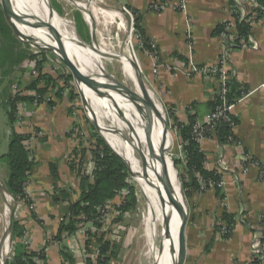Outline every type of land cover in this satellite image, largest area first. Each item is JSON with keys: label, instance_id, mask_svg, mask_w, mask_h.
Listing matches in <instances>:
<instances>
[{"label": "crops", "instance_id": "1", "mask_svg": "<svg viewBox=\"0 0 264 264\" xmlns=\"http://www.w3.org/2000/svg\"><path fill=\"white\" fill-rule=\"evenodd\" d=\"M112 1L127 9L134 19L137 16L144 33L136 31L137 35L147 44L155 45L158 63L148 47L141 48L138 62L146 84L157 94L161 92L159 101L176 128L179 124H189L190 114L200 124H206L210 118L221 82L218 73L213 76L205 72L219 67L228 74L229 82L238 86L239 92L244 91L232 100L231 114L237 119L233 128L236 143L222 144L215 135L200 143L207 158L206 170L219 174L223 187L219 194L216 188L202 193L192 187L184 190L188 206L185 264H251L255 260L264 264L255 249L257 244L264 246V184L259 177L260 169H245L241 157L246 153L264 167V14H259L251 25L248 43L242 40V48L229 49L226 37L215 35V31L233 21L235 29L226 30L229 41L239 39L234 15L238 11L240 20L248 22L242 19L243 7L238 0ZM169 2L171 6H166ZM256 2L264 8V0ZM155 3H164L165 7L155 12L150 9ZM181 3L186 6L184 12L175 7ZM58 93L57 98L63 99L59 103L55 98L47 99L46 95L43 103L26 104L34 115L22 128L16 125L20 134L37 138L33 143L34 165L27 186L31 204L14 199L17 208L11 226L16 221L24 229V237L17 242L23 244L27 237L26 246L31 252L46 249L43 264H69L61 256L62 246L68 248L74 264H88L85 250L78 242H72L71 247L67 241L63 240L62 245L55 241L61 224L72 216L71 205L80 193L81 180L71 169L67 154L71 148L69 129L73 122L83 123L79 116L74 121L69 101L63 97L66 94L61 97ZM244 94L247 97L242 99ZM6 134L9 146L11 127ZM171 139L174 142L173 136ZM178 140V145L183 144L180 137ZM179 162L183 172L180 173L188 179L187 165ZM51 164H57L56 177L50 170ZM58 190H68L70 199H61ZM225 214L233 216L236 222L228 238L216 230L217 222Z\"/></svg>", "mask_w": 264, "mask_h": 264}, {"label": "bare ground", "instance_id": "2", "mask_svg": "<svg viewBox=\"0 0 264 264\" xmlns=\"http://www.w3.org/2000/svg\"><path fill=\"white\" fill-rule=\"evenodd\" d=\"M11 1L14 9L21 13L27 21L43 26L40 29H35L20 25L11 11L10 15L14 25L26 39H35L41 42L40 45L43 47L48 46L54 50H61L62 47L56 43L50 31L45 28V24H47L62 36L63 46H65L69 57L91 80L101 84H116L115 80L108 76L102 63L117 60L122 64L124 76L133 84L134 88L131 91L135 97L143 96V90L139 82L140 69L136 70L132 66L131 60L133 59L129 54L120 55L109 51L105 47L101 49L100 46H96V50L89 48L77 35L74 23L61 18L55 11L51 12L47 0ZM79 6L89 25H93L99 16L104 15L114 19L118 15L117 13L107 15L101 9L81 3ZM79 87L90 104V112L94 113L96 122L102 128L100 134L113 151L123 158L133 172V179L137 180L141 193L148 203V214L142 222L145 256L152 264H177L181 247L179 228L183 214L180 207L182 196L178 177L169 157L166 161L167 173L171 179L179 212L166 202L164 194L161 165L162 152L166 148L172 147L173 141L170 133L167 132V117L162 107L154 101L151 93L149 94L156 105V110L151 109L152 111L149 113L144 106L139 103L135 104L124 93L116 92L104 95L90 90L83 83ZM89 96L92 99L93 107ZM144 119L149 121L150 125ZM106 129L115 130L116 133L108 130L106 132ZM126 136L131 140V144ZM6 211L8 215L9 209L7 208ZM5 247L7 251L8 245ZM2 258L0 256V264H4Z\"/></svg>", "mask_w": 264, "mask_h": 264}, {"label": "trees", "instance_id": "3", "mask_svg": "<svg viewBox=\"0 0 264 264\" xmlns=\"http://www.w3.org/2000/svg\"><path fill=\"white\" fill-rule=\"evenodd\" d=\"M256 2V0H254ZM258 1V0H257ZM261 1V0H260ZM257 3V2H256ZM263 7V6H261ZM134 14V13H133ZM135 15V14H134ZM236 17V28L239 34V39L230 42L228 34L227 25L225 23L219 26L215 35L226 37V44L229 49H239L242 48L243 42L248 43L250 34H251V24L242 22L240 20V15L237 13L234 15ZM135 30L141 35L144 34L140 26V22L135 15ZM243 40V42H241ZM0 67L4 69L5 64L8 65V68L3 72V76L11 75L14 68L24 63L27 59V55L24 52L19 51L18 49L23 45L29 46L25 41H23L14 31L10 22L6 19L2 5L0 3ZM150 49V47H149ZM27 61V60H26ZM41 62L38 63V70L40 71V76L26 88L24 92H27V95L17 94L14 97H10L6 91L1 92V103L3 109L6 112L9 120V125L11 127V135L9 140L8 151L5 155L2 156L1 161L7 166L9 174L7 181L5 183L6 191L15 199H23L27 203L31 204L29 195L27 193V186L29 184V177L34 165L33 153L29 152L24 143L31 138L29 135L20 134L16 130V111L17 104L22 102L25 104L33 103H43L44 97L48 93L49 87L53 84V79L42 73ZM70 77L66 78L65 81H70ZM68 81V82H69ZM41 84H44V87H41ZM56 84V83H55ZM68 85V84H67ZM56 87V86H55ZM69 88V86H67ZM59 89V96H63L64 88L56 87ZM244 91L239 92V88L235 83H227V94L225 99L229 105H233V99L240 96ZM71 93V92H70ZM70 100L74 101V94H70ZM224 104V100L221 97H218L213 104L212 111H214L218 106ZM51 106L54 107L53 103ZM72 111V109H71ZM170 119L172 117L169 115ZM230 120L228 122H218L216 126L215 136L219 139L222 144H226L229 138H233L236 143V138L233 133V128L237 124V119L229 113ZM196 121V116L190 114L189 124H179L177 126V131L179 137L183 142L184 149L187 152V172L186 175L188 179L181 174L182 176V187L183 190L188 187H192L195 190H200L201 185L198 179V176L202 178L205 184L209 187L211 184H217L222 181V178L219 174L215 172H208L205 168L207 161L206 155L201 150L200 144L196 141V138L193 134V128ZM205 138L213 136L212 133L205 131ZM92 141V140H91ZM95 150L92 152L93 157L96 162V170L94 171V180L91 181L90 177L85 175L84 172L80 169L77 171V175L81 180L80 193L78 199L72 203V216L69 219L65 220L55 237V241L58 243L63 242L62 234L63 232H70L71 234L76 233L78 230L77 224L81 223L80 217H85L87 222H93L96 228H101L103 224L97 222V217L99 214V209L105 206L109 202H115L118 197V194L122 190H129L130 194L125 197L124 203L117 205L115 207V213L117 218L121 215H124L134 205L136 204V197H134V190L127 182L129 178L128 168L125 163L110 149V147L100 138H97L96 142H93ZM86 150L81 152V162L83 163L86 159ZM179 163V161H178ZM74 170L73 166H70ZM50 170L52 174L56 177L58 174L57 164H51ZM218 194L221 189L216 187ZM67 190H58L57 194L61 196V199L68 200L70 199V194ZM58 201L59 199L56 198ZM119 215V216H118ZM79 217V220H78ZM223 220L226 221L229 228L234 229L236 224L233 216L228 214L223 215ZM216 230L219 232L220 227L216 226ZM12 234L13 239L18 240L19 238L24 237V229L19 226L16 221L12 223ZM87 239V248L92 246V240L95 239L98 243L100 250V258L97 264H110L112 260L111 252V243L106 239V234H103L101 237L97 233L88 232ZM231 235V234H230ZM230 235L225 236V238L230 237ZM46 249L36 253L31 252L28 247L23 243H18L14 249V255L12 260L7 264H43L46 261ZM61 256L64 262L69 264H74V258L69 253V250L66 246L61 248ZM88 264H95L94 261L86 259ZM251 264H260L258 260H255Z\"/></svg>", "mask_w": 264, "mask_h": 264}, {"label": "rangeland", "instance_id": "4", "mask_svg": "<svg viewBox=\"0 0 264 264\" xmlns=\"http://www.w3.org/2000/svg\"><path fill=\"white\" fill-rule=\"evenodd\" d=\"M47 3L51 5L53 11H55L61 18L74 23L77 35L86 46L94 49L95 44L96 46H100L101 49L102 47H105L109 51L118 53L120 55L129 54V56L135 61L136 65H139L138 68L141 71L139 62L141 61L140 51L142 49L140 46V40L136 36L137 33H135V31L132 32L133 18L130 17V15L127 14L123 10V8L116 6L112 0H47ZM80 3L83 5H89L101 9L107 15H109V13H117L118 15L114 17V19L108 18V16L106 17L104 15L99 16V18L97 19L98 21L96 20L93 25H89L84 17L81 7L79 6ZM6 12L11 18V10L8 7L6 8ZM43 40L45 41V39ZM18 50L24 52L27 55V61L25 60L24 63H21L20 65L15 67L12 74L6 76V78L3 76V72L7 70L8 65L5 64L4 69H1L0 67V157L3 154L7 153L8 140L6 138V132L7 128L9 129L10 127L7 115L1 103V92L6 91V93H8L10 97H14L17 94L23 96L26 93L24 92L26 88H28V86H30V84H32V82H34V80H36L40 76L39 70L37 71V74L33 75V73L29 72V70H27L26 68L29 66L28 62L33 63L35 60H37L38 62L42 61V73L44 75L50 76L53 79V84L48 89V93L46 96L47 99L54 100L53 98H55L57 100V103L62 101L63 99L57 98L56 92L59 91V89L56 87H58L62 81H65L67 77L71 78L70 81L68 80L69 82L67 81V84L69 85V88H71L70 92L74 94L75 100H70L71 93H69V95L64 94L65 96L63 97L64 100L69 101L70 110L73 108L76 109L74 111L72 110L71 112L74 121L78 116L83 120L82 124L73 122L72 126L74 124L79 125V129L85 131L86 136L83 140L84 146L89 148L91 145H93V142H96L97 138L102 139L106 143L99 130H97L89 121L82 104L79 89L70 71L66 68L63 62L54 55L46 52H40L39 50H36L31 46L23 45ZM102 62L103 60L101 61V63ZM102 64L104 65L108 76H111L110 78L115 80L117 84L120 83L130 90L134 88L132 82L124 76L122 64L119 61H105V63L103 62ZM140 75L143 79L146 89L149 93H151L154 101L162 107L158 98V94L160 95L161 92H158L157 94V92L154 91L150 85L146 84L144 74L141 72ZM24 78H28L29 81H24ZM41 87H44V84H41ZM89 99L91 100L92 104V99L90 96ZM137 102L141 106H144L147 112L150 113L152 111L143 96H138ZM162 109L169 119V132L174 139L172 150L168 153V157L171 159L175 170L178 172L179 186L183 190L182 176L180 173L182 172V169L180 167V162L178 163V161H180L181 159L177 156L179 144L178 132L176 131L175 124L170 119L167 111L163 107ZM144 120L149 124V121H147L146 119ZM5 126H7V128ZM126 138L131 144V140L127 136ZM168 142L169 136L167 138L166 145L168 144ZM8 173L9 171L7 166L3 162L0 163V256L3 257L2 259L4 260V264H7L10 260H12L14 249L17 244V240L12 239L11 226V218L16 212L17 203L15 202L13 197L11 198V195L6 191L5 188V183L7 181L6 177L8 176ZM127 182H129L130 186L134 190L136 204L134 203L130 211H128L124 215H121L119 218H117L114 211V214L112 213L110 217V225H108L106 228L105 226L96 228L92 221L89 223L83 220V222H81L82 225H79V230L83 232V234H80L79 236V246L83 248L82 250L87 251V253H89L90 248L94 246V251L95 253L97 252L96 249L98 243L95 239L92 240L93 246L87 248L86 244L88 239L87 233H93L92 228L94 227L98 230L97 235H99V237H101L103 234H106V239L111 243V252L113 256L110 264H152V262L145 256V243L142 239V222L148 214V203L141 193L137 180H134L129 175ZM127 191L128 194H130V191ZM4 192L8 195V197H6L7 195L5 196V194L3 197ZM7 208L9 209L8 215L6 211ZM6 245H8L9 247L7 251L5 247Z\"/></svg>", "mask_w": 264, "mask_h": 264}, {"label": "built area", "instance_id": "5", "mask_svg": "<svg viewBox=\"0 0 264 264\" xmlns=\"http://www.w3.org/2000/svg\"><path fill=\"white\" fill-rule=\"evenodd\" d=\"M239 6L243 7V13L244 16L242 19L247 20L248 23H250L251 25L255 24V20L257 18V16L259 14H264V8L260 7L257 5V3L254 0H238L237 1ZM166 6H171L170 2L166 3ZM165 7L164 3H155L153 5H151L150 9L155 11V12H160L163 8ZM175 7L177 8V10H180V12H184L186 10V6L185 4L181 3V4H177L175 5ZM245 10V11H244ZM124 11L130 15V17H132V32L135 31V19L132 16V14L127 10L124 9ZM235 29V23L233 21L228 22L227 25V30L229 32H232ZM137 38L140 40V46L142 49H145L146 47H150V53L155 57V62L158 63V57H157V50L156 47L153 43H149L147 44L144 40H142V38L139 35H136ZM38 61L35 60L33 63L28 62L29 66L26 67L27 70H29V72H32L33 75L37 74L38 71ZM202 72V70H201ZM205 72V71H203ZM205 73H210V75H216L217 73L220 76V82H221V89H220V93H219V97H221L224 100V104L221 106H218L214 111H212L210 118L207 120L206 124H200V123H196L194 128H193V134L196 138V141L200 144L201 141L204 140L205 138V131L208 130V132L212 133L213 135L216 132V126L218 122H228L230 120L229 118V113H231V110L233 108V105H229V103L227 102V100L225 99V95L227 94V83L229 82V76L227 73H225V71L223 69H220L219 67L214 68L208 72ZM60 83V82H59ZM67 86V82L66 81H62L59 84V87L64 88V94H68L70 93L71 88H68ZM69 89V90H68ZM247 95L244 94L242 99L246 98ZM73 111L76 110L75 108L72 109ZM34 113L33 112H29L27 109V105L25 103H18L17 104V111H16V119H17V125L19 128H22L24 125H26L27 120L30 117H33ZM177 131V128H176ZM69 136H70V140H71V148L68 151L67 154V160L70 164V166H73L74 171L77 172L78 170H82L84 172L85 175L89 176L91 181L94 180V171L96 170V162L95 159L93 157L92 152L95 150L94 146L91 145L89 148L85 147L83 144V140L85 139L86 133L85 131L79 129V125L74 124L68 131ZM35 134H37L38 136L41 135V133L39 132H35ZM34 134V136H35ZM37 138V136H35ZM35 137H31L29 140H27L24 145L26 147V149L33 153V143L35 140ZM92 144V143H91ZM227 145H233L235 144L233 138H229V140L226 143ZM83 150H86L87 154H86V159L85 161L82 163L81 162V152ZM177 156L181 159L182 163H184V165H187V152L184 149L183 144L178 145V152H177ZM242 159L244 160V168H249V167H256L258 169H260V180L261 182L264 184V167H262L255 159H253L251 156H249L246 153H243L241 155ZM88 171V172H87ZM199 179V183L201 185V188L199 190L200 193L202 192H206L211 188H222L223 187V181L217 183V184H211L209 187L205 184V182L202 180L201 177L198 176ZM128 195V191L127 190H122L119 192L118 197L116 199V203L117 205H121L122 203H124L125 197ZM29 199L31 200V198L29 197ZM115 202H109L107 203L105 206H103L102 208L99 209V214H98V219L97 222L100 224H103V226H105V228L110 225V217L111 214L115 211V207L117 206ZM114 214V213H113ZM79 220V217H78ZM81 222L87 221V219L85 217H80ZM80 225H82V223H80ZM218 227H220L219 233L221 235H223L224 237L227 235H230L233 231V229L229 228L228 224L226 223V221L223 220V218H221L218 222L217 225ZM77 228L78 230L76 231V233L71 234L70 232H63L62 237L64 241H67V243L73 247L72 242H78L79 243V236L80 234H83V232L81 230H79V223L77 224ZM93 229V233H97L98 230L96 228H92ZM25 245L29 244V241L27 240V237L25 238ZM93 246V245H92ZM94 247V246H93ZM91 247L89 253H87V251H85L86 253V259H90L92 261L95 262V264H97L99 258H100V250L99 247L97 246V252L95 253L94 248ZM256 253L260 256L261 259H264V253H263V249L264 246L262 244H257L256 247ZM94 253V255H93Z\"/></svg>", "mask_w": 264, "mask_h": 264}, {"label": "water", "instance_id": "6", "mask_svg": "<svg viewBox=\"0 0 264 264\" xmlns=\"http://www.w3.org/2000/svg\"><path fill=\"white\" fill-rule=\"evenodd\" d=\"M0 3L2 5V9L4 11V14L6 16V19L10 22L11 26L13 27L15 33L23 40L25 41L29 46H31L32 48H35L36 50H39L40 52H46V53H50L52 55H54L55 57L59 58L63 64L66 66V68L70 71L78 89H79V94L81 96V100H82V104L83 107L86 111L87 117L89 119V121L94 125V127L99 130V132L101 133L102 128L100 127V125L96 122L95 118H94V113L90 112V104L87 100V98L84 96L81 88L79 87L80 84H85L90 90L96 92V93H101L104 95H110V93H124L126 94L135 104H137V98L135 97V95L133 94V92L126 88L125 86L119 84H101V83H96L93 80H91L85 73H83L76 65L75 63L71 60V58L69 57L65 46H63V38L62 36H60L57 32H55V30H53L51 27H49L47 24H45V28L48 29L51 33V35L54 37L56 43L58 45H60L62 47L61 50H54L48 46H41L39 41L35 40V39H26L23 34L20 33V31L18 30V28L14 25L12 19L10 18V16L7 14L6 12V8L8 7L14 14V16L16 17L17 21L19 22L20 25H25V26H30L32 28L35 29H40L43 26H41V24H32L31 22L27 21L26 18L19 12H17L14 9L13 3L11 0H0ZM50 11L53 12V9L50 5ZM94 49L96 50L97 47L94 44ZM131 64L133 67H135L136 70H139V68L137 67V65L131 60ZM140 71V70H139ZM138 71V72H139ZM141 71L139 72V82L141 85V88L143 90V97L145 99V101L147 102V104L149 105V107L153 110H156V105L153 101V99L151 98V96L149 95L148 90L146 89V86L143 82V79L141 78L140 75ZM111 77V76H110ZM91 114H90V113ZM167 117V116H166ZM167 128H168V133H169V119L167 117ZM104 130V129H103ZM114 131V133H116L115 130H110V129H106L105 131ZM125 137V136H123ZM126 139V138H125ZM110 147V146H109ZM111 148V147H110ZM112 149V148H111ZM113 150V149H112ZM172 150V147H168L166 148V150H164L162 152V159H161V165H162V183H163V189H164V194L166 197V202L168 204H170L172 207H174L178 212H179V206L178 203L176 201V197H175V193L173 190V186L171 183V179L168 176L167 173V157H168V153ZM114 152V151H113ZM115 153V152H114ZM125 164L126 162L123 160L122 157H120L117 153H115ZM127 168H128V172L129 175L134 178V174L133 172L129 169L128 165L126 164ZM172 166L175 170V167L173 165L172 162ZM177 177H178V172L175 170ZM181 191V196H182V201H181V205L180 207L183 210V214H182V222H181V226L179 228V233H180V243H181V247H180V255L178 258V263L177 264H185V260H186V255H187V241H186V227H187V222H188V206H187V200L185 197V193L184 190H182L180 188Z\"/></svg>", "mask_w": 264, "mask_h": 264}]
</instances>
